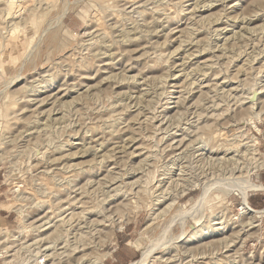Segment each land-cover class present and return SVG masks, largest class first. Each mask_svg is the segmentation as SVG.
<instances>
[{
  "label": "rangeland",
  "instance_id": "obj_1",
  "mask_svg": "<svg viewBox=\"0 0 264 264\" xmlns=\"http://www.w3.org/2000/svg\"><path fill=\"white\" fill-rule=\"evenodd\" d=\"M235 138L261 167L247 174ZM242 178L264 185V0H0L8 252L129 264L138 243L145 264H264V191L242 216Z\"/></svg>",
  "mask_w": 264,
  "mask_h": 264
},
{
  "label": "bare ground",
  "instance_id": "obj_2",
  "mask_svg": "<svg viewBox=\"0 0 264 264\" xmlns=\"http://www.w3.org/2000/svg\"><path fill=\"white\" fill-rule=\"evenodd\" d=\"M11 2V1H9ZM41 2V1H40ZM210 2V1H209ZM43 3V2H42ZM194 5V4H193ZM179 8V7H178ZM201 8V7H200ZM39 14V13H38ZM62 16V15H61ZM61 16L59 17V19L61 18ZM59 21V20H58ZM61 21V20H60ZM146 24V23H145ZM149 29V28H148ZM136 30V29H135ZM143 30V29H142ZM128 31V30H126ZM132 32V31H131ZM147 32V31H146ZM126 33V32H125ZM129 33V31H128ZM127 33V34H128ZM217 33V32H216ZM191 35V33H190ZM126 36V35H124ZM127 38V37H125ZM167 44V43H166ZM103 45V44H102ZM99 48V47H98ZM102 50V49H101ZM103 51V50H102ZM94 53V52H93ZM96 53V51H95ZM100 54V53H99ZM95 55V54H94ZM109 57V56H108ZM181 65V64H180ZM138 80V79H137ZM32 88V87H30ZM259 88H255V87H250V92L247 93V96H246V100L247 103L251 104L249 105V113L251 115H249V121L254 124V127L258 129V126L256 125V122H254V120L256 119V121H260L261 118H260V111H257V108L254 107L255 103H253V99H254V95L255 93L257 92ZM30 90V89H29ZM29 92V91H28ZM260 92H258L259 94ZM159 94V93H158ZM189 107V106H188ZM207 110V109H206ZM45 114V113H44ZM253 120V121H252ZM106 124V123H105ZM234 140V143L232 142V145L230 146L229 149H232L233 152H238V153H241V156H244L246 157V159H248V162H249V165H251L250 167H247L248 168V172L247 174L250 173V171L252 169H256V168H259L262 166V163L259 161L258 158H256V150L255 148H253L254 144H252L251 142H254V141H251V142H242L241 140H237V138L233 139ZM251 143V144H249ZM116 150V149H115ZM107 151V150H106ZM37 157V156H36ZM259 161V162H258ZM100 164V163H99ZM210 166V165H209ZM246 166V165H245ZM248 166V165H247ZM69 167V166H68ZM66 168V167H65ZM246 168V169H247ZM250 168V169H249ZM231 169V168H230ZM228 176V175H227ZM165 177V176H164ZM232 177V176H230ZM234 177V176H233ZM237 178V177H236ZM240 178V177H239ZM150 179V177H149ZM238 179V178H237ZM241 179V178H240ZM234 180V179H233ZM239 180V179H238ZM238 180H235L238 184V186H236L235 188V191H236V194L240 197V199L242 200V207H241V214L242 216H245L247 214H250L251 211H249V204H248V193L250 191H260V190H263L264 191V185L262 184H257V183H254V182H251L249 180H247V178L241 180V183L239 185L238 183ZM175 183V182H174ZM216 185V184H215ZM234 185V184H233ZM180 186V185H179ZM229 186V185H228ZM232 185H230L231 187ZM210 187V186H209ZM212 187V186H211ZM227 187V186H226ZM219 189V190H222V192L224 191V189ZM118 188V187H117ZM208 188V187H207ZM234 188V187H233ZM167 189V188H166ZM178 189V188H177ZM187 188H185L186 190ZM205 189V188H204ZM161 190V189H160ZM208 190V189H207ZM234 190V189H233ZM205 191V190H204ZM227 191V190H226ZM230 191V190H229ZM172 192V191H171ZM184 192V189H182L180 191V194ZM158 193V192H157ZM229 193V192H228ZM227 193V194H228ZM162 194V193H161ZM164 194V193H163ZM171 194V193H170ZM226 194V193H225ZM154 195V194H153ZM204 195V194H203ZM150 197V196H149ZM203 197V196H202ZM201 197V198H202ZM73 198V197H72ZM200 198V199H201ZM105 199V198H104ZM100 202V201H99ZM173 202L174 200H172L170 203H168L166 205V210L167 209H170L173 205ZM199 204V203H198ZM201 205V204H200ZM198 207V206H197ZM21 208V207H20ZM19 209V208H18ZM24 209V208H23ZM198 210V209H197ZM19 216L20 217H24V212L22 210V208L20 210L17 211ZM261 213H264V210L263 211H260L259 214ZM179 214V213H178ZM197 214V213H195ZM257 215V214H256ZM183 216V215H182ZM186 216V215H185ZM190 216V215H189ZM179 217V216H178ZM181 219V218H180ZM179 219V220H180ZM183 219V218H182ZM173 220V219H172ZM171 221V220H170ZM182 222H180V225H181V233L177 236V238H181V236H183V234L185 233V229H186V221H183L181 220ZM179 222V221H178ZM177 222V223H178ZM194 222V221H193ZM196 223V222H195ZM254 221L253 220H248L247 222V225L251 227H253ZM150 225V224H149ZM57 228V227H56ZM120 228H123L122 225L120 226ZM180 228V227H179ZM121 230V229H120ZM41 234V233H40ZM111 236V235H110ZM107 238V237H106ZM110 238V237H109ZM160 238V237H159ZM13 239V238H12ZM11 239V240H12ZM105 239V238H104ZM13 241H16V237H14ZM153 241V240H152ZM3 242L0 241V257H2V262L3 264H22L24 262H26V259L23 258L21 255L18 256V250H14L12 253L11 252H8L6 250V246H3L5 244L2 245ZM12 243V242H11ZM156 243V242H155ZM160 243V242H159ZM7 244V243H6ZM21 245L24 244V242L20 243ZM34 245H38V243L34 242L33 243ZM27 245L23 246L24 247H27ZM136 246L138 249H140V258L136 261H133V262H130L129 264H145L150 257H152V255L154 254L153 251L154 249L153 248H144V247H141L138 243H136ZM155 246V245H154ZM14 249V248H12ZM18 249V248H17ZM49 250H50V247H46V248H43L42 251L43 253H45V255L48 257V261L49 259L51 258V256L53 255V253H49ZM12 251V250H11ZM108 255V253H101L100 256L98 258H92L93 260H90L88 262V264H102V260ZM191 256V255H190ZM195 258V257H194ZM190 259V258H189ZM51 260V259H50ZM84 260V259H83ZM194 260V259H193ZM195 261V260H194ZM190 263V262H189ZM194 263V262H193Z\"/></svg>",
  "mask_w": 264,
  "mask_h": 264
},
{
  "label": "built area",
  "instance_id": "obj_3",
  "mask_svg": "<svg viewBox=\"0 0 264 264\" xmlns=\"http://www.w3.org/2000/svg\"><path fill=\"white\" fill-rule=\"evenodd\" d=\"M14 249L16 248L14 247ZM16 250H18V256L23 254L22 257L26 259V262L22 264H48L49 263L48 257L45 255V253H43L42 249L36 248L37 251L31 254L27 253L25 249H22V247H19ZM2 259L3 258L0 257V261H2Z\"/></svg>",
  "mask_w": 264,
  "mask_h": 264
},
{
  "label": "crops",
  "instance_id": "obj_4",
  "mask_svg": "<svg viewBox=\"0 0 264 264\" xmlns=\"http://www.w3.org/2000/svg\"><path fill=\"white\" fill-rule=\"evenodd\" d=\"M0 210H4V208L1 207V205H0ZM0 218H2V217L0 216ZM115 251H116V249L112 251L111 255H110V253H108V255H107L103 260L105 261L106 258H110V259H113V260L116 261V258H115V256H114V252H115ZM104 261H103V262H104Z\"/></svg>",
  "mask_w": 264,
  "mask_h": 264
}]
</instances>
